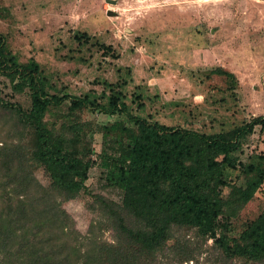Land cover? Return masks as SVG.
Instances as JSON below:
<instances>
[{"label": "rangeland", "instance_id": "obj_1", "mask_svg": "<svg viewBox=\"0 0 264 264\" xmlns=\"http://www.w3.org/2000/svg\"><path fill=\"white\" fill-rule=\"evenodd\" d=\"M0 36L19 64L38 66L48 95L63 99L44 120L55 129L79 124L89 134L84 142L93 165L85 188L62 204L82 239L113 241L111 232L97 227L95 199L122 200L101 165L103 151L114 154L104 143L102 127L133 124L118 112H70L71 98L107 107L116 96L135 118L207 135L264 117V0H0ZM0 100L30 108L28 90L14 93L3 75ZM14 125V117L0 108V138L10 129L27 146L30 137ZM242 149L245 163L264 155L261 126L245 136ZM227 172L228 182L244 186L240 170ZM33 176L43 186L50 183L43 169ZM229 193V187L213 188L211 204L219 206ZM245 202L226 229V218L220 217L218 236L238 239L260 216L264 183ZM190 240L193 257L183 264H213V241Z\"/></svg>", "mask_w": 264, "mask_h": 264}, {"label": "trees", "instance_id": "obj_2", "mask_svg": "<svg viewBox=\"0 0 264 264\" xmlns=\"http://www.w3.org/2000/svg\"><path fill=\"white\" fill-rule=\"evenodd\" d=\"M1 75L14 93L28 90L30 97L28 111L0 100V108L14 117V127L19 125L30 137L27 146L22 135L10 129L0 138L1 264H183L193 257L190 238L213 241V264L236 259L264 264V211L238 239L217 234L220 217L226 218V229L245 199H252L264 183V155H253L246 163L240 159L245 136L256 126L264 129V117L207 135L135 118L116 96L107 107L71 98L70 112H118L133 124L102 127L104 143L114 154L103 151L101 165L108 184L122 192V200L116 204L95 199L97 227L111 232L113 241L92 235L82 239L62 204L85 188L93 165L86 157L90 150L84 137L89 134L79 124L55 129L44 120L63 99L48 95L38 66L19 64L2 36ZM39 168L48 176V186L33 176ZM228 170H240L244 186L228 182ZM215 187L230 188L219 206L210 202Z\"/></svg>", "mask_w": 264, "mask_h": 264}]
</instances>
